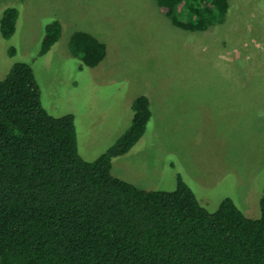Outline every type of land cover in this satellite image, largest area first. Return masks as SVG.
<instances>
[{
    "label": "rangeland",
    "instance_id": "1",
    "mask_svg": "<svg viewBox=\"0 0 264 264\" xmlns=\"http://www.w3.org/2000/svg\"><path fill=\"white\" fill-rule=\"evenodd\" d=\"M226 22L205 32L171 24L155 0H0L18 12L0 31V81L27 63L54 117L75 119L80 156L94 161L132 124L133 100L152 116L138 143L114 158L112 174L134 186L173 191L177 176L209 211L230 199L258 218L264 189V0H229ZM59 41L41 55L45 28ZM76 31L106 47L97 66L71 55ZM11 51H14L11 53Z\"/></svg>",
    "mask_w": 264,
    "mask_h": 264
},
{
    "label": "trees",
    "instance_id": "2",
    "mask_svg": "<svg viewBox=\"0 0 264 264\" xmlns=\"http://www.w3.org/2000/svg\"><path fill=\"white\" fill-rule=\"evenodd\" d=\"M155 2L191 32L224 24L230 5ZM18 16L4 9L5 38ZM61 34L59 21L48 24L40 54ZM68 49L88 67L106 56L105 45L82 31L71 34ZM131 107L130 128L89 162L78 152L74 117L45 110L29 64L16 63L0 81V264H264V189L259 217L248 218L230 199L209 211L179 176L175 190L153 191L112 174L113 159L138 143L152 116L144 95Z\"/></svg>",
    "mask_w": 264,
    "mask_h": 264
}]
</instances>
